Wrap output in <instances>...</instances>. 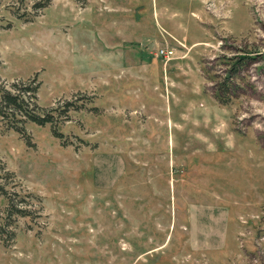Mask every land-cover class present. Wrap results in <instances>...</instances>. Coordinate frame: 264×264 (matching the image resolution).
Wrapping results in <instances>:
<instances>
[{
	"label": "rangeland",
	"instance_id": "rangeland-1",
	"mask_svg": "<svg viewBox=\"0 0 264 264\" xmlns=\"http://www.w3.org/2000/svg\"><path fill=\"white\" fill-rule=\"evenodd\" d=\"M29 84L63 137L0 117V264H264V0H0Z\"/></svg>",
	"mask_w": 264,
	"mask_h": 264
},
{
	"label": "trees",
	"instance_id": "trees-1",
	"mask_svg": "<svg viewBox=\"0 0 264 264\" xmlns=\"http://www.w3.org/2000/svg\"><path fill=\"white\" fill-rule=\"evenodd\" d=\"M14 87L18 88L17 83L13 84ZM38 85L33 87L31 84L27 85L24 91L18 90V92H13L8 89H0V117L3 122H6L11 129H14L16 132L20 133L24 137L25 130L23 127L18 126L14 123L15 120H18L17 115L21 118L18 121L30 120L37 123L38 125L45 126L51 124L53 128V133L56 137L62 138L63 134L57 130L56 121L54 114L51 111L57 110V108H52L49 110H44V113H39L36 110L40 107L36 103V91ZM34 99V100H32ZM33 101V102H32ZM25 138V137H24ZM31 146V142L28 143ZM10 178L13 181L16 180V174L10 171L5 164L0 163V195L6 196L9 200L8 213L14 214L17 216H31V212L24 207H15L14 199L12 194L7 189L6 183L2 179ZM5 231L0 228V236H4Z\"/></svg>",
	"mask_w": 264,
	"mask_h": 264
},
{
	"label": "built area",
	"instance_id": "built-area-1",
	"mask_svg": "<svg viewBox=\"0 0 264 264\" xmlns=\"http://www.w3.org/2000/svg\"><path fill=\"white\" fill-rule=\"evenodd\" d=\"M173 51L168 48H159L156 51V56L161 57L163 61L167 62L173 58Z\"/></svg>",
	"mask_w": 264,
	"mask_h": 264
}]
</instances>
